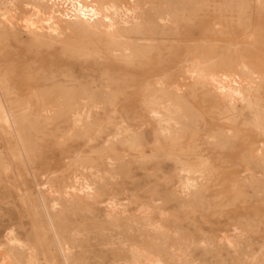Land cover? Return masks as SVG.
Returning a JSON list of instances; mask_svg holds the SVG:
<instances>
[{"label": "bare ground", "instance_id": "obj_1", "mask_svg": "<svg viewBox=\"0 0 264 264\" xmlns=\"http://www.w3.org/2000/svg\"><path fill=\"white\" fill-rule=\"evenodd\" d=\"M202 7L218 13L236 12L237 19H241L250 7L256 12L264 10V0H0V36L5 47L0 51V143H3L0 171L5 175L17 174L12 168L13 161L23 162L29 154L25 146L36 145L38 137L30 135V128L36 127V123L31 119L44 121L48 115H55L52 107L44 103L33 107L27 104L20 111L9 105L7 99L15 94L11 81L25 79L47 87L33 89L30 99L71 102L69 130L75 133L98 127L94 113L100 104L114 102L122 94L116 88V74L106 67L91 65L85 68V73L67 70V75L62 76L68 82L61 84L60 75L51 68L31 73L27 56L53 52L59 59L67 57L80 64L86 59L97 61L109 55L127 64L148 63L155 56L163 63L159 49L162 42L154 37L167 34V28L174 29L182 22L203 16ZM216 28L221 29L222 23L218 22ZM204 46L198 48L196 44L186 50L174 69L164 67L159 75L146 79L140 86L139 97L143 109L155 121L158 145L165 140V145L174 148L183 140L177 134L197 125L190 111L194 109L191 100L199 89L214 96L227 113L234 114L238 105L248 103L256 107L255 120H264V109L249 102L250 94L264 82L263 74L250 69L242 60L236 65L218 67V60ZM121 79L125 81L124 77ZM32 109L34 114L30 113ZM110 124L116 131L105 137L101 149L87 153L84 159L81 154L75 155L78 163L71 179L51 187L48 197L40 194L29 201L22 195V204L29 207L32 231L22 236L16 226L8 229L0 264H89L88 258H82L81 245L83 241L85 244L97 241L98 236L103 237L105 251L112 249L124 256L116 264H166V259L174 264H208L196 258L195 253L218 257L222 246L232 253L250 252L245 248L246 229L235 227L227 236L205 232L186 235L180 227L168 225L169 216L153 200L136 202L134 209L129 210L132 199L126 202L110 198L103 206L106 227L101 232L85 233L76 222L65 228L61 220L73 209L77 201L73 196L94 198L105 189L106 182L116 181L123 164L110 153L115 142L136 144L131 128L124 121ZM261 130L264 133V126ZM230 132L231 129L223 131L224 136H210V142L225 144ZM180 164L175 179L170 181L168 197L174 201L178 213L189 215L201 196L204 181L198 177L207 173L192 168V163ZM257 164L264 167V154H259ZM247 174L252 173L244 170L240 177L253 176ZM245 259L247 264H264V243L262 253L252 252L249 258L242 257Z\"/></svg>", "mask_w": 264, "mask_h": 264}, {"label": "rangeland", "instance_id": "obj_2", "mask_svg": "<svg viewBox=\"0 0 264 264\" xmlns=\"http://www.w3.org/2000/svg\"><path fill=\"white\" fill-rule=\"evenodd\" d=\"M218 22L222 23L221 29L216 28ZM165 33L154 38L162 42L159 49L168 64L159 63L155 56L148 63L134 64H127L110 55L97 61L86 59L81 64L67 57L59 59L58 55L46 51L26 57L31 62V73L51 68L54 74L60 75L61 84L68 82L63 77L67 75V70L85 73V68L91 65L106 67L116 74V88L121 89L122 94L114 102L100 104V109L94 113L99 121L98 127L85 133H75L69 130L71 102L54 98L39 102L30 99L29 93L33 89L45 90L47 87L25 79L10 82L15 94L7 99L9 105L20 111L27 104L33 107L44 103L52 107L55 115H48L44 121L31 119L36 123V127L30 128V135L38 137L36 145L25 146L29 154L23 162L13 161L12 168L18 171L17 174L5 175L0 171V253L6 249V233L10 227L16 226L22 236L32 231L29 207L22 204V195L29 201H34L40 194L48 197L51 187L71 179L78 163L75 155L81 154L84 159L87 153L101 149L105 137L116 131L110 124L114 121H124L129 125L136 144L130 146L115 142L110 153L117 156L115 161L123 164L116 181L106 182L105 189L96 193L94 198L73 196L72 199L77 201L61 220L65 228L76 222L81 224L85 233L101 232L106 227L103 206L110 198L126 202L132 199L129 210L140 201L153 200L169 216L168 225L180 227L186 235L205 232L227 236L235 227L247 230L248 246L245 248L250 250L249 253H232L225 246L220 247L218 257L196 252L195 257L203 262L247 264L248 259L244 261L242 257L247 255L249 258L252 252H263L264 167L257 164V157L264 154V133L261 130L264 120H255L256 107L244 103L238 105L234 114H230L224 111L214 96L199 89L191 100L194 109L190 111L197 125L179 132L177 136L183 140L173 148L165 145V140L160 141L161 145L155 142V121L143 109L138 91L146 79L159 75L164 67L174 69L180 55L196 44L198 48L201 44L205 45L204 49L218 60V67L236 65L238 60H242L250 69L264 76V10L256 12L250 7L244 17L237 19L236 12L218 13L208 9L203 16L191 22H182L177 28H167ZM0 40L2 51L5 49L4 38L0 36ZM1 57L4 58L3 55ZM250 96L251 104L264 109V82ZM30 113L35 111L32 109ZM229 129L230 137L225 144L210 142V136H224L223 131ZM120 156L124 158L119 159ZM184 161L192 163V168L207 173L198 177L204 181L201 196L189 215L178 213L174 201L168 197L170 181L175 179V173ZM82 162L86 163L85 160ZM244 170L252 173L247 175L253 176L242 179L240 175ZM16 187L26 188L27 191H17ZM96 240L89 242V264H116L124 258L115 250L105 251L103 237L98 236ZM165 262L174 264L167 259Z\"/></svg>", "mask_w": 264, "mask_h": 264}, {"label": "crops", "instance_id": "obj_3", "mask_svg": "<svg viewBox=\"0 0 264 264\" xmlns=\"http://www.w3.org/2000/svg\"><path fill=\"white\" fill-rule=\"evenodd\" d=\"M82 258L85 259V258H88L89 257V244H85V242L83 241L82 242Z\"/></svg>", "mask_w": 264, "mask_h": 264}]
</instances>
